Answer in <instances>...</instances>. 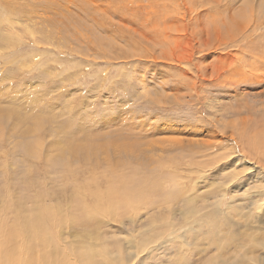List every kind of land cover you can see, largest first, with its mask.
Masks as SVG:
<instances>
[{
  "label": "rangeland",
  "instance_id": "rangeland-1",
  "mask_svg": "<svg viewBox=\"0 0 264 264\" xmlns=\"http://www.w3.org/2000/svg\"><path fill=\"white\" fill-rule=\"evenodd\" d=\"M247 69L261 76L260 85H241L239 79ZM260 69H264V0H0V118H6V108L25 117L18 122L7 115L6 123L0 122L1 225H13L22 205L27 215L37 203L60 205L65 216L81 219L52 224L51 238L64 245L60 248L94 229L93 236H99L94 241L110 240L112 251L119 248L111 244L115 239L131 237L133 221L140 225L141 240L151 237L127 264L226 263L225 257L215 256L208 260L199 255L195 260L191 247L202 245L194 238H216L205 234L216 230V223L225 245L238 243L239 229L264 235V205L261 211L250 210L241 196L245 187L239 188L247 182L258 190L259 184L237 173L241 167L236 170L231 154L239 134L252 140L263 136L255 143L258 150L249 153L251 161L264 169V70ZM229 81L237 84L230 93L223 88L232 86ZM237 116L255 119L244 125ZM37 122L39 130L31 133ZM66 122L67 131L73 130L69 138L81 143L70 144L80 159L70 157L73 173L60 162L50 163L55 156L62 158L60 149L67 143L60 126ZM38 139L39 152L30 155L25 143ZM84 142L101 151L82 157L90 159L83 161L77 151L85 153ZM126 144L135 147L121 150ZM123 171L128 172L117 186L132 182L136 187L140 175L157 184L139 214L122 212V220L111 215L85 217L80 205L88 200L92 204L96 200L92 192L103 190L111 173ZM145 184L142 180L139 187ZM184 192L198 203L201 196L213 197L212 203L225 193V214L193 210L182 225L180 210L170 208L182 198H167L172 194L179 198ZM230 195L244 205V214L256 220L250 224L254 227L245 225L241 211H227ZM117 252L122 257L127 250Z\"/></svg>",
  "mask_w": 264,
  "mask_h": 264
},
{
  "label": "bare ground",
  "instance_id": "bare-ground-1",
  "mask_svg": "<svg viewBox=\"0 0 264 264\" xmlns=\"http://www.w3.org/2000/svg\"><path fill=\"white\" fill-rule=\"evenodd\" d=\"M248 36H250V35H248ZM252 49L259 50V49H255V48H252ZM259 51H261V50H259ZM216 67H214V68H216ZM257 68L258 67H256V69ZM217 69H218V67L215 69V71ZM219 70H221V69H219ZM257 70H259V69H257ZM260 70H264V69H260ZM227 71H228V69H227ZM187 73L188 72H185L184 75H187ZM244 74H245V76L242 77L241 79H239L241 82V85H246L247 87H249V85L251 83L254 85H258L261 82V80H259V79H262L261 76L258 75L257 73H255L253 70L245 71ZM204 78H206V77H204ZM215 78H216V76H215ZM218 79H219V77H218ZM232 82H230L232 86L223 87L224 89H226V92H229V88L232 89V88H234L235 85H237V84H233ZM227 95H229V94H227ZM234 95H235V93H234ZM207 107L209 108V110H211L210 109L211 107L209 105H207ZM0 109H2V108H0ZM6 110H3V114L6 115V118H7V115H9L10 117H15L18 122H22L23 118H25V117H23V114L20 113L19 111L18 112H15V111L9 112V110L7 108H6ZM239 112H240V110H237V113H239ZM255 116H251L250 119L247 118L246 116H243V118H240L238 116L237 117L240 118L239 122L245 125L247 121H249V120L251 121L252 119H255ZM6 118H3L1 116L0 122L2 124H5L6 123L5 121H7ZM218 119H220V118H218ZM68 120H72L73 122L75 121L74 118H72V119L69 118ZM39 123L40 122H37L34 125L35 126V127H33L34 129L31 127V129H30L31 133L34 132L36 129H38ZM67 125L69 126L68 122H66V124L62 123L60 126L61 128H65L66 134L64 136L65 138L63 140V143L64 142L67 143V144H63V146L60 149L61 153H63L62 158L59 159L57 156H55V157H53L54 159H52V160L50 159L51 160L50 163L54 164V163L60 162L66 168L67 173L68 172L73 173L75 169L72 168L73 163H71L69 159H70V157L73 159H77L78 157L74 156V153L76 150L73 149L72 147H70V144L74 145V146H80L81 143L76 142V140L72 141L69 138L72 136L73 130L71 131V133L68 132L67 131ZM26 131H28V130H26ZM240 133L242 134V132H240ZM262 134H263V132H262ZM38 136L41 139L40 134ZM249 136L250 135H248V137H245V136L241 137L240 134L238 135V137L236 136L237 139H239V140L237 141L235 138L234 142H235L236 146H235V149H233V151L231 153L233 156L232 162L233 161L234 162L233 163L231 162V163L234 165L235 168L238 167V169H239L241 167L240 170H237V168H236L237 173L239 171L243 172L242 173V176H244L243 178H246V175H247V177H248L247 181L248 182L250 180H254V181H256L255 185L259 184L258 190H253L254 185L249 186V184L247 182H243L239 188L245 187L242 191L241 196L244 198V201L246 200L248 202V204L250 203V205H248L249 209L251 210L252 207H255L257 210L261 211L262 207L264 205V169L263 168H262V170L259 169V167L261 168L262 166H260L261 164L259 165L258 162L256 163L257 165H255L254 162L251 161L253 159H251V156H250L251 154L249 153V151H252V149H253V151L258 150V148L256 147V145L258 146V144L255 145V143L257 141L259 143V140L261 141L262 140L261 138L263 136L259 137V135H255L254 140H252V138H250ZM40 139L36 140L35 143L34 142H26L25 143L27 151L30 155H32L33 153L39 152L38 151L40 148L39 146L42 145V141H40ZM231 140H233V139H231ZM263 141H264V139H263ZM261 142L259 144L260 146H261ZM82 144L85 145L84 146L85 153L81 156L80 154H78L79 150L77 151V156H80L81 159L84 156H91V157L96 156L97 153L99 151H101V149L99 147L95 146L94 144H89L88 142H84ZM222 144H223V142H222ZM129 146L126 144L124 146H120V149L123 151H127L128 149L133 150L132 148L135 147V146H132V148H131V146L130 147ZM261 147H263V146H261ZM82 149L83 148H81V150ZM136 149H137V147H136ZM260 153H263V152H260ZM257 154H258V151H257ZM252 157H254V155ZM257 159H258V157H257ZM78 160H80V159L78 158ZM87 160H90V159H85L83 161H87ZM260 160H262V159H259V161ZM127 172L128 171H123L121 173H119V172L115 173L114 172L113 174L111 173L112 175L110 174L109 175L110 177H107L106 187L103 190H95L92 192V198L95 197L96 200L92 204H91V202L89 204H87V202L89 200L87 202L83 201L84 203H82V205H80V207L83 209L85 217L87 215H91V216H104V215L108 216V215H111L112 219L120 217V220H122L124 214L128 213V211L132 214L137 213V212H138L137 214H139L140 206L142 205V203L144 201H147L149 196L153 193V190L157 184L156 185H155V183L152 184L151 179L149 180L148 176H146V175L141 176L140 175L136 187H134V186H132V184H130L132 182H130V183L128 182L122 186H117V184L123 182V176L122 175H125ZM133 173H134V171H133ZM151 178H153V177L151 176ZM131 180L135 181L133 178ZM142 180L144 183H146L145 188L139 187V184ZM158 187H159V185H158ZM234 187H235V185H234ZM85 194H88V193H85ZM85 194H84V196H85ZM230 196L232 197L231 198V204H229V206L227 207L228 208L227 211L230 212L232 210H239L242 212V214H244V212H243L244 211V207H243L244 205L242 204L243 206H241V203H239L240 201L237 202L238 199H236L235 201H232L234 199L235 195H230ZM226 197H227L226 194L223 193L220 197H218L219 198L218 200H216L215 202L212 201V203H209L211 201V198H213L211 196H210V198H208L206 195L203 197L201 196L200 197L201 198L200 203H198V201H197L198 198L195 199V197H193L192 195H186L185 192L183 194H181V196L179 198H177L174 194H172L171 197L169 196L168 198L167 197H165V198H167V199L170 198L172 201H176V200L182 198V200L178 201L176 204L170 203V208L171 209L178 208L180 210L179 216L182 220V221L180 220L182 222V223L181 222L180 223L183 225V224L187 223V217L192 215L191 212L193 210L194 211H200L201 213H204V214H208V212H210L211 214L224 215L225 211L222 210V208L225 204ZM84 198H86V197H84ZM252 198H254L256 200H254ZM87 199H88V195H87ZM131 199L134 200L135 202H129V201H132ZM123 200L126 201L125 206H122ZM38 201H39V199H38ZM194 202H196L197 205H195ZM166 203L169 204V202H166ZM242 203H244V202H242ZM40 204H42V203H37L34 211L29 213L28 215L23 210L24 208L22 207L23 206L22 205L21 208L17 211L16 219H15L13 225H11V226H8V224H5L3 222L1 225V222H0V225H1L0 226V264H127L128 259L131 258V255L138 251V247H142L143 245L150 243L149 239L151 236H147L146 241L141 240V237H143L142 236L143 234H141L142 231L138 232V228H137L140 225L136 226L137 224L135 223L136 224L135 225L134 222L131 221L132 227L130 228V230H128L131 237H128V239L126 241H122L120 239H115L113 241V243L111 242V244L113 246L117 245L123 251L127 250L126 253L122 254V257H120V255L117 252V250L119 248L111 251V246L109 245L110 242H108L110 240H105V241L100 242V243L95 242L94 240L98 239L99 236H97V234H95V233L94 234L98 238L96 236H93L92 232H96V231H94V229L93 230L91 229V231L87 230V231L83 232L82 233L83 235L78 234L77 236H80V235L81 236L77 237L76 239H72V241H71L72 243L70 242L71 244L69 246H66L67 245L66 244L65 245L66 250H65L63 248H60V247H63L64 245L60 246L58 244V241L56 242V239L51 238V236H53L52 235L53 231H51L52 224H54V223L56 224L58 222H60L61 225L65 224V222L66 223L70 222L72 224L73 222H71V218L73 219V221H74V219H75V221H79L81 219L75 218L73 216L70 218L68 216H65L61 212V211H63V209L61 208L60 205H55V207H50L48 205H44V204L40 205ZM185 206L187 207L186 209H185ZM40 209L42 211H39ZM122 212H125V213L122 214ZM169 212H171L170 216L175 213V211H173V210H169ZM249 215H247L246 213L244 214V220L246 221L245 225L248 227H254V226H250V224H254L256 220L253 219V217H249ZM175 216L176 215L174 214V217ZM173 220L174 219H172V221ZM94 221L96 222L95 219H94ZM96 223H98V222H96ZM174 224H176V223H174ZM216 224H215L216 230L213 229L212 231H209V232L206 231L205 232V234H210L212 237L216 236V238L214 237L211 239H207V238H205L206 235L203 238L201 236L199 238H194L195 240H199L202 242V245H200V246L195 245V246L191 247L192 248L191 250L193 252L192 256L196 257L195 260L197 259V257H199V255H202L201 257H199V259H203L204 256L205 257L207 256V259L208 258H214V256H215V258L219 257V259H220V257H225L224 261H226V263L222 262L219 264H236V263L237 264H248V263H246V261H249V260L252 262V263L250 262V264H259L258 263L259 261H262L261 264H264V235L263 236H260V235L254 236L256 233L254 235L248 234L247 232L249 230H251V228H246L245 230H243L244 228L242 230L239 229L238 231H239L240 238H239V240L237 239L238 241L235 239L236 242H238V243H233V241H232L230 243L228 242L229 244L227 243V245H225L226 244L225 239L222 238L221 236H218L219 232H218V226H216ZM67 225H69V224H67ZM174 226H176V225H174ZM179 226H181V225H179ZM85 227H88V226L85 225ZM169 227H171V225ZM182 227H185V226H182ZM255 228H259V227L256 226ZM189 229H191V228H189ZM174 230H175V228H174ZM220 230L221 229H219V231ZM231 230H229V231H231ZM231 232L233 233V231H231ZM235 234L233 237L237 236ZM61 235H62V232L59 230L58 237H62ZM186 235H188V234L186 233ZM220 235H222V234H220ZM87 236H88V238H87ZM138 236H139V240L136 239ZM182 237L183 236H181L180 238H182ZM186 237H188V236H186ZM261 237H263V239H261ZM185 238L183 237V239H185ZM194 239H193V241H194ZM205 239H207V241H204ZM231 239L234 240L233 238H231ZM49 243L50 244L54 243V246L46 245ZM191 244H193V243H191ZM194 244H195V242H194ZM245 244L247 245L246 250L243 249V247H245ZM57 245H59V246H57ZM61 249H63V250H61ZM261 250H263V252H261L260 257H258L257 254ZM253 255H254V257L252 258ZM226 257H228V258H226ZM193 258H191V259H193ZM237 258H239V260H237ZM197 264H200V263L197 262Z\"/></svg>",
  "mask_w": 264,
  "mask_h": 264
}]
</instances>
